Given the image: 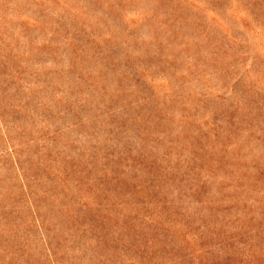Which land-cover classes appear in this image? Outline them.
Returning a JSON list of instances; mask_svg holds the SVG:
<instances>
[{"label": "rangeland", "instance_id": "1", "mask_svg": "<svg viewBox=\"0 0 264 264\" xmlns=\"http://www.w3.org/2000/svg\"><path fill=\"white\" fill-rule=\"evenodd\" d=\"M0 264H264V0H0Z\"/></svg>", "mask_w": 264, "mask_h": 264}]
</instances>
